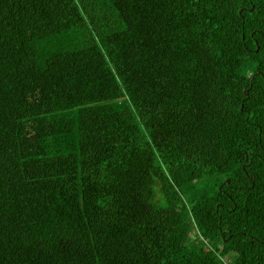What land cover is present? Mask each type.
Listing matches in <instances>:
<instances>
[{"label":"trees","instance_id":"16d2710c","mask_svg":"<svg viewBox=\"0 0 264 264\" xmlns=\"http://www.w3.org/2000/svg\"><path fill=\"white\" fill-rule=\"evenodd\" d=\"M0 264H264V0H0Z\"/></svg>","mask_w":264,"mask_h":264},{"label":"rangeland","instance_id":"374dc122","mask_svg":"<svg viewBox=\"0 0 264 264\" xmlns=\"http://www.w3.org/2000/svg\"><path fill=\"white\" fill-rule=\"evenodd\" d=\"M190 237H193V236H190Z\"/></svg>","mask_w":264,"mask_h":264}]
</instances>
